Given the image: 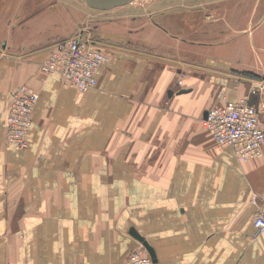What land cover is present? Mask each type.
<instances>
[{"label": "crops", "instance_id": "1", "mask_svg": "<svg viewBox=\"0 0 264 264\" xmlns=\"http://www.w3.org/2000/svg\"><path fill=\"white\" fill-rule=\"evenodd\" d=\"M48 1L0 0V264H121L144 246L132 228L155 264H264L251 203L264 198V156L242 163L203 127L246 95L264 123V12L245 44L213 49L200 44L221 41V21L208 34L209 14L195 28L188 7L151 27L155 49L107 27L94 44L110 59L80 92L40 72L76 29ZM23 84L40 94L25 149L5 140Z\"/></svg>", "mask_w": 264, "mask_h": 264}, {"label": "built area", "instance_id": "2", "mask_svg": "<svg viewBox=\"0 0 264 264\" xmlns=\"http://www.w3.org/2000/svg\"><path fill=\"white\" fill-rule=\"evenodd\" d=\"M109 59L110 56L97 48L91 39L77 34L55 45L41 63L40 72L45 76L58 75L78 91L87 92L96 88L97 72ZM262 89L264 90V85ZM39 99V92L28 84H23L14 91L6 123L5 140L8 144L21 149L29 146V133ZM203 127L219 147L233 148L242 163L264 156V123L249 95L209 109L203 119ZM251 203L256 206L253 226L258 235L264 232V198L253 196ZM121 264L155 263L145 246H142Z\"/></svg>", "mask_w": 264, "mask_h": 264}, {"label": "rangeland", "instance_id": "3", "mask_svg": "<svg viewBox=\"0 0 264 264\" xmlns=\"http://www.w3.org/2000/svg\"><path fill=\"white\" fill-rule=\"evenodd\" d=\"M49 1L48 3L52 4L56 0ZM61 4L68 23L74 21L76 29L72 37L80 34L93 42L100 43L97 35L104 34L107 27H110L118 32L125 30L127 37L151 49L159 48L163 44L161 37L156 35L151 27L157 25L161 16H164L167 23L163 25L171 28L170 17L175 15L171 13L181 8L188 7L195 13V28L201 26L200 13L209 14L208 34L217 30V25L214 24L221 21V41L218 38L204 41L207 37H203V42L201 41L200 44L203 49L216 48L220 42L221 45L229 44L233 38L240 39L242 44H245V38L250 36L251 30L257 23V20L256 22L252 20L259 18L264 12V0H135L123 6L110 8L94 7L86 0H61ZM177 27L185 37H190L194 31L195 34L197 31L194 29L185 33L182 27L178 25ZM223 31L225 33H222ZM200 36L198 32L195 39H199ZM241 75L245 78L253 77L249 72H243Z\"/></svg>", "mask_w": 264, "mask_h": 264}, {"label": "water", "instance_id": "4", "mask_svg": "<svg viewBox=\"0 0 264 264\" xmlns=\"http://www.w3.org/2000/svg\"><path fill=\"white\" fill-rule=\"evenodd\" d=\"M86 1L88 4L94 7L110 8V7H116V6H123L129 3H132L135 0H86ZM130 234L145 246V248L147 249L151 257L153 258L154 263H157L156 253L153 247L147 242V240L142 235H140L135 228H132L130 230Z\"/></svg>", "mask_w": 264, "mask_h": 264}]
</instances>
